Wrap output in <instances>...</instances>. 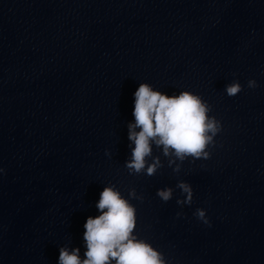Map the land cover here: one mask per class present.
Returning <instances> with one entry per match:
<instances>
[{
  "label": "clouds",
  "instance_id": "obj_1",
  "mask_svg": "<svg viewBox=\"0 0 264 264\" xmlns=\"http://www.w3.org/2000/svg\"><path fill=\"white\" fill-rule=\"evenodd\" d=\"M249 87H256L250 80ZM229 97L242 91L238 81L225 86ZM134 123L128 125V139L134 144L131 158L125 161L129 174L153 176L162 167L159 157L152 159L153 145L162 149L169 159V166L176 161L208 159V148L214 145L215 136L221 130L220 122L210 116V106L200 95L181 91L178 95H167L154 90L149 83H141L134 93ZM139 129V131H137ZM173 171H180L176 164ZM177 187L185 194L178 204H190L192 188L186 182ZM157 196L164 202L172 199L173 189L157 190ZM129 197L143 200L136 190L130 189ZM99 215L89 216L84 224L83 240L86 251L81 259L80 249L61 247L58 264H167L163 254L149 242L134 234L137 225L136 207L125 198L115 185H107L96 203ZM198 219L208 223L205 211L197 209Z\"/></svg>",
  "mask_w": 264,
  "mask_h": 264
}]
</instances>
